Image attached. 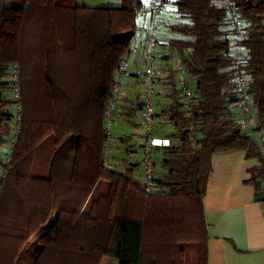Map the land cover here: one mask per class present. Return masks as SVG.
<instances>
[{"label": "trees", "instance_id": "trees-1", "mask_svg": "<svg viewBox=\"0 0 264 264\" xmlns=\"http://www.w3.org/2000/svg\"><path fill=\"white\" fill-rule=\"evenodd\" d=\"M9 1L0 0V148L12 136L16 142L10 163L0 158V264H186L187 244L198 245V264H207L203 201L213 156L244 151L258 159L250 183L264 194V0H164L181 22L169 18L172 36L159 45L166 58L181 60L196 99L189 108L170 78L160 83L157 100L169 104L156 114L157 134L180 145L155 152L152 192L130 163L116 165L110 156L106 166L109 107L147 0H122L117 8L78 0H26L16 8ZM11 66L19 69L14 81ZM16 88L20 104L6 97ZM141 96L125 108L120 95L111 125L118 114L140 116ZM246 100L256 118L250 131L237 108ZM49 138L50 175L31 176L36 150ZM103 181L108 193L86 211Z\"/></svg>", "mask_w": 264, "mask_h": 264}, {"label": "crops", "instance_id": "crops-1", "mask_svg": "<svg viewBox=\"0 0 264 264\" xmlns=\"http://www.w3.org/2000/svg\"><path fill=\"white\" fill-rule=\"evenodd\" d=\"M148 21L149 16L144 13L139 20V27L147 24ZM171 36L172 32L165 26L158 31L161 43H167ZM135 46H139L138 40ZM159 49L160 54H165L163 47L159 46ZM135 56H130L129 70L136 74L139 68L144 70V61L141 57L136 58ZM138 80L143 83V76L141 75ZM139 81L138 83H141ZM136 85L134 80H130L129 86ZM158 90L162 91L163 87L159 85ZM126 93L130 94L125 96ZM126 93L122 97V102L124 107L128 108L135 97L132 98V92L126 90ZM158 97H165V95ZM160 99L164 101L163 98ZM168 104L166 100L165 105ZM162 110L163 108L159 107L160 113ZM138 119H140L139 115H136L134 121H128L123 118V115L116 119L119 125H116L115 132H112L111 159L117 163L116 165L122 164L123 166L126 165L125 163H130L136 168V176L140 182H143V170L141 169L143 138L142 128L136 123ZM167 129L168 127L162 132L164 135L168 134L165 132H170V129ZM123 136L128 139L127 143L117 140ZM171 144L179 146L180 142L171 140ZM129 148L132 152H128ZM260 165L261 162L258 159L248 158L244 151L219 152L213 156L212 172L203 201L207 225V264H264V194H258L254 185L250 183L253 171ZM159 174L162 175L161 169H159ZM99 185L92 191L85 206L86 211L97 199L94 196ZM57 216L56 213L50 225L41 234L55 224ZM111 259L114 258H104L102 264H118L119 261Z\"/></svg>", "mask_w": 264, "mask_h": 264}, {"label": "built area", "instance_id": "built-area-1", "mask_svg": "<svg viewBox=\"0 0 264 264\" xmlns=\"http://www.w3.org/2000/svg\"><path fill=\"white\" fill-rule=\"evenodd\" d=\"M149 16L147 24H143L138 29L136 40L139 41V46H133L129 54V58L122 64L120 68V76L118 78L117 86L114 90L113 99L109 107V128L111 126L112 118L116 112L117 99L122 95L121 85L125 73L129 70V60L131 55L139 54L145 55L144 71H143V82L144 91L140 102V117L143 121L142 124V135H143V158L141 166L143 170V181L147 192H152L155 187V174L156 168L154 165V154L159 149H165L172 146L171 140L167 137H162L157 134V125L160 122L156 117L159 112L161 105L157 100L158 87L160 83L170 78L174 83L176 90L180 97L187 103V107L191 108L195 102L196 95L190 87L188 74L177 56L166 58L165 54H160L158 38V31L161 27L167 25L169 22V10L164 0H147V11L145 12ZM143 14L136 16V21L139 20ZM235 27L240 29L242 24L234 17ZM242 48L238 50V56L241 60L243 58ZM247 80L241 78L238 82L237 89L239 93L244 95L246 90ZM14 96L19 99V89L16 88ZM245 111L244 116L248 118L249 124L256 123L254 116V106L249 101H245L243 104ZM19 111V109H18ZM109 135H111L109 129ZM262 141H264V133L262 135ZM16 142V137H13L10 141L11 145ZM11 152V148L9 153ZM111 156V148H108L107 157V168H111L109 157ZM7 163H10V158L7 159ZM4 175V174H3Z\"/></svg>", "mask_w": 264, "mask_h": 264}, {"label": "rangeland", "instance_id": "rangeland-1", "mask_svg": "<svg viewBox=\"0 0 264 264\" xmlns=\"http://www.w3.org/2000/svg\"><path fill=\"white\" fill-rule=\"evenodd\" d=\"M25 1L26 0H10L8 5L10 7L20 8V7H22L24 5ZM78 1H79V4H81L82 6L100 7V8H103V7L117 8V7H120L121 4H122V0H78ZM168 16H169V18L171 17V19H173L172 22H174L175 24L181 22L180 18L177 16L175 11L172 10V9L169 10V15ZM135 55L137 56V57L135 56L136 58H140L141 57L143 59V61H145V55L139 54V52L137 54H135ZM128 58H129V55H128ZM13 68H14V66L12 67V69ZM18 71H19L18 68L16 70L13 69V75H10L11 76L10 80H12V81L16 80V78L18 77V74H17ZM143 71L144 70L139 68L138 69V73H136V74L142 75ZM15 72H16L17 75H15ZM120 72L121 71L119 69L118 78L120 76ZM128 73H129L128 76L123 77V80H122V85H121V93H122V95H121V98L124 96V93H126V90L133 93V95H132L133 97L132 98L136 97L137 94L143 96L144 82L142 83L138 79L135 80L134 78L130 77V74H135V73L130 72V71ZM118 78H117V81H118ZM130 80L131 81L134 80L137 85L136 86H129ZM138 81L141 82V83H138ZM138 91H140V93ZM128 94H130V93H128ZM128 94L126 93L125 96H128ZM6 97L12 99L13 102H15V103L17 101H19V104H20V97L16 101L15 98H14L13 92H10V93L6 94ZM237 108L240 109V110H238L239 116H242V118H240V120L242 121V123H244V125L246 127V130L250 131V128L253 127L255 125V123L254 124H249L248 120H247L248 118L244 119L245 116H244L243 112L245 111V109H244L243 105L242 106H238ZM15 111L16 112L18 111L17 108H15ZM16 112H15V114H16ZM118 116H122V115L118 114ZM16 119L21 120V115L19 117L17 116ZM136 123L139 124L142 127L143 121L140 118V119H138L136 121ZM14 125H15V122H14ZM112 125L109 128L111 133L115 132L114 130L116 129V125H119V124L115 122ZM162 132H164L163 129H162ZM165 133H169V132H165ZM142 138H143V135H142ZM260 139L262 140V138H260ZM9 151H10V142H7V143L3 144L2 147L0 148V158L2 160L7 159ZM54 152H55V147H54V144H53V138L47 139L42 145H40L37 148L36 155H35V160H34V166H33V169L31 171V176H34V177H37V178H48L49 177V168H50V165H51V160L53 158ZM157 167H158V175H159L160 166L157 165ZM158 178H161V175L158 176ZM108 187H109V183L108 182H105V181L101 182L99 187L96 189V193H95L94 198H98L100 196H105L107 194ZM184 248L186 250V264H198V262H199V247H198V245H196V244H187V245H184ZM111 260L112 261H118V260H115V259H111ZM117 263L119 264V262H117Z\"/></svg>", "mask_w": 264, "mask_h": 264}]
</instances>
